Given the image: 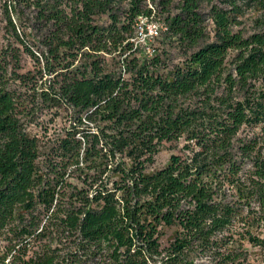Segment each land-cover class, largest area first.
Segmentation results:
<instances>
[{"label": "trees", "instance_id": "obj_1", "mask_svg": "<svg viewBox=\"0 0 264 264\" xmlns=\"http://www.w3.org/2000/svg\"><path fill=\"white\" fill-rule=\"evenodd\" d=\"M1 12L0 264H264V0Z\"/></svg>", "mask_w": 264, "mask_h": 264}, {"label": "rangeland", "instance_id": "obj_2", "mask_svg": "<svg viewBox=\"0 0 264 264\" xmlns=\"http://www.w3.org/2000/svg\"><path fill=\"white\" fill-rule=\"evenodd\" d=\"M2 2H3V0H0V34L2 33V28H3L2 12H1ZM251 17H252V13L250 11H246L245 16L243 18V21H244L246 27L249 26ZM147 43L151 49L155 48L157 51L165 50V51L169 52L170 58H172V60H174L175 62L178 61V58L180 55L179 51L176 48H169V46L165 43L164 40H161V39L148 40ZM1 44H0V46H1ZM142 44L144 45V43H142ZM23 65L25 68L31 67L30 62L27 59L24 60ZM58 124H59V122L57 121L55 123V126ZM51 126L54 128V125H51ZM182 145H183L182 142L176 143V144L165 145V147L162 149V151L156 157V163L154 165V169H159V168L165 166L172 154H179L180 153Z\"/></svg>", "mask_w": 264, "mask_h": 264}, {"label": "built area", "instance_id": "obj_3", "mask_svg": "<svg viewBox=\"0 0 264 264\" xmlns=\"http://www.w3.org/2000/svg\"><path fill=\"white\" fill-rule=\"evenodd\" d=\"M165 30L163 26L153 22L152 20L140 18L137 30V37L134 40L137 45L143 47L148 56H152L154 50L148 46V40L157 39L160 34ZM144 43V45L142 44Z\"/></svg>", "mask_w": 264, "mask_h": 264}]
</instances>
